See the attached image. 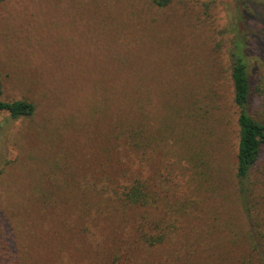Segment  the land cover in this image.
I'll return each instance as SVG.
<instances>
[{"label": "rangeland", "instance_id": "374dc122", "mask_svg": "<svg viewBox=\"0 0 264 264\" xmlns=\"http://www.w3.org/2000/svg\"><path fill=\"white\" fill-rule=\"evenodd\" d=\"M258 11L249 25L253 87L264 76ZM239 12L237 0L0 3L1 98L36 105L29 117L0 114V264H104L126 247L115 239L119 205L105 199L113 191L98 189L102 163L120 154L114 127L133 119L150 123L156 145L165 139L148 172L171 197L193 199L215 232L186 236L212 240L210 252L199 246L205 255L241 264L248 248L227 236L241 221L227 53ZM260 111L257 98L252 113ZM252 179L264 190V149Z\"/></svg>", "mask_w": 264, "mask_h": 264}, {"label": "trees", "instance_id": "16d2710c", "mask_svg": "<svg viewBox=\"0 0 264 264\" xmlns=\"http://www.w3.org/2000/svg\"><path fill=\"white\" fill-rule=\"evenodd\" d=\"M3 1L5 0H0V3ZM153 1L158 6L165 7L174 0ZM237 1L240 12L233 24L234 36L227 53L230 59L233 104L238 111L239 130L235 155L237 189L233 190V193L241 221L236 227L234 224H228L227 236L232 238V241H239L247 246L249 252L240 258L241 264H264V190H259V183L252 179L254 168L264 149V111L256 112V115L252 113L255 99L262 100L264 106V76L255 87L252 86L248 59L250 39L253 35L250 21L257 17L258 9L264 11V0ZM261 22L264 26L263 18ZM1 95L0 82V114L8 112L12 118H19L32 116L36 112V105L27 99L8 101L2 99ZM113 133L115 142L119 143L117 149L120 154L116 162L105 159L102 163L103 169L99 176L103 177L104 188L98 190L113 191V194H108L105 199L115 200L119 205L120 210L115 211L118 215L115 239H119L121 245L126 247L111 253L102 262L223 264L224 258H214L203 253V250L210 252L212 240H201L198 236L190 239L186 236L195 231L210 235L215 233L200 224V215L190 203L194 200L171 197L163 191L161 185H165L164 180H158L148 172V167L153 161L152 154L162 147L165 139L164 143L156 145L147 120L140 126L134 119L127 123L120 121L114 127ZM195 170L202 173V176H209L206 170L199 169L198 163ZM99 176L95 174V182ZM63 185L67 186L65 183ZM171 200L181 203H171ZM77 212L75 209L74 214ZM127 215H131V218ZM132 217L134 220L131 226ZM202 243L207 245L203 250L199 247ZM193 250H199L200 254L193 255Z\"/></svg>", "mask_w": 264, "mask_h": 264}]
</instances>
